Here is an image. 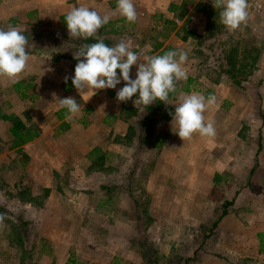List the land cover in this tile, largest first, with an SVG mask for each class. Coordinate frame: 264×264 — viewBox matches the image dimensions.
I'll return each mask as SVG.
<instances>
[{"label":"rangeland","instance_id":"rangeland-1","mask_svg":"<svg viewBox=\"0 0 264 264\" xmlns=\"http://www.w3.org/2000/svg\"><path fill=\"white\" fill-rule=\"evenodd\" d=\"M186 1L202 2L190 17L192 20L182 13V18L168 24L163 17L146 15L143 30L137 32L135 26L121 24L118 31L102 34L100 38L109 37L115 44L125 40L130 43V50L144 51L143 56L160 55L157 42L173 34L189 38L190 78L195 80L192 87L196 89L191 93L208 97L217 87L238 91L245 86H258L264 76V12L249 11L247 26L230 32L220 23V9L216 13L211 8L212 0ZM24 4L23 0H16L11 11L16 10L17 14L9 21H0V28L12 26L20 30L28 39L30 56L48 62L59 54L78 63L74 59L79 50L77 39L70 37L65 17H41L37 10L26 11ZM192 22L198 27L192 26ZM135 74L130 73L132 79ZM252 75L261 77L254 79ZM187 80L178 82L177 88H183ZM121 86L124 82L117 85V91ZM13 88L10 82L6 87L0 85V106L7 114L19 113L30 122L31 118L26 116L29 109ZM20 89L23 91L24 85ZM108 95L109 112L126 119L125 123L130 124L128 135H122L126 130L123 124L112 130L101 125L103 109L93 128L86 126L68 135L75 138L72 142L84 137L91 140L88 149L80 146L82 153L74 151L67 156L64 139L44 140L41 149L55 153L50 166H56L57 170L52 169L51 176L48 170L46 175L55 180L53 189H35L34 181L25 173L26 159L22 154L17 159L18 146L9 132L10 122H0V214L4 216L0 222V264H264L263 255L234 254L232 241L225 238L224 232L231 222L224 220L244 213L242 206L233 209L231 201L238 192L232 188L225 190L226 182L221 180L220 187L212 190V176L207 174L191 176L188 184L187 164L195 162L186 164L182 151L173 158L161 153L172 138L173 149L184 145L176 134L177 125L174 132L169 126L172 121L169 113H174L175 105L164 106V111L155 113L153 107L135 106L132 100L118 103L113 100L116 93ZM136 98L138 93L132 99ZM102 104L106 105V101ZM47 107L53 106L42 104L39 108L43 111H33V117L39 115L42 121L54 124L53 113ZM85 110L80 111L76 121L84 118L88 111ZM94 116L96 110L89 114L90 122ZM152 119L157 122L150 131L145 124ZM58 131L56 128L48 136L56 138L65 133ZM142 136H147L148 142H143ZM154 138L162 140V146L150 151ZM198 138L199 135H194L192 139L198 142ZM95 142L99 148L93 149ZM111 142L113 146L108 149L112 153L106 151L105 158V146ZM88 153L91 155L87 157ZM197 158L201 170L199 153ZM155 170L164 177L159 186L150 181ZM21 217L35 224L30 231L31 239L22 244ZM30 248L32 258L24 255Z\"/></svg>","mask_w":264,"mask_h":264},{"label":"crops","instance_id":"crops-1","mask_svg":"<svg viewBox=\"0 0 264 264\" xmlns=\"http://www.w3.org/2000/svg\"><path fill=\"white\" fill-rule=\"evenodd\" d=\"M15 1L16 0L0 1V21H9L12 19L11 17L17 14L16 10L11 11ZM23 1L26 11L37 10L41 17L49 18H54L55 16L59 18L61 16L66 17L72 7L81 5L95 9L101 15L117 10V0ZM171 2V0H133L138 12V21L136 23H131L132 28L135 26L134 28L137 32L143 30L142 25L145 21L144 16L146 15L163 17L165 23L168 24L170 20L172 21L183 14L189 19L197 12L199 4L202 3H191L186 0L177 1L175 4L183 6V8L181 7V9L176 12L170 10ZM187 6H191L193 11L187 10ZM29 14H31V12H29ZM121 24H125L128 27V22L119 14L113 16L108 23L109 26L105 25L100 29L97 37H101L100 35L102 34L105 36V34H112V32L118 31ZM191 24L192 26L194 25V27H198L193 24V22ZM183 38L173 34L169 38H164L157 42L156 47L160 50V55L166 53L165 51L167 49L170 51L177 49L186 50L188 53V60L183 67L186 69L188 77L190 78V76H192V69L190 66L191 56L190 50H188L190 49V39ZM143 52L144 51H141L140 53L144 55ZM56 55L58 57L54 59ZM44 63H47V65L44 66ZM30 64L31 68H27L18 78V82H24V90L22 91L19 89V91H16L13 88V91L14 94H17V96L19 95V97L20 92L26 95L25 98L20 97L21 99L19 100L27 105L26 107L29 109V113L28 111L27 113L29 115L26 116L30 117L31 121L24 120V118L20 117L18 112L15 113H18L16 116L20 117L27 126L36 128L40 132V135L33 141L16 147L15 153L18 155L22 154L26 159L25 173L29 174L30 178L34 181L36 185L35 189L48 190L54 188L55 180L51 177L50 179L46 178L48 174L47 171H51V176L53 174L52 169L55 168V170H57V168L56 166H50V163H52L50 160H52L53 154L55 153L53 151L41 149L44 140L47 139L60 142L64 139L63 143L67 144L65 153L67 156H71L74 154V151L82 153L83 148L88 149L91 140L84 137L77 139L76 142H72L70 140L75 138H72L73 135H68L75 131L83 130L86 126V129L93 128L98 123L97 119H99L101 110L105 109L104 114L100 117L102 119L101 125L105 129H116L120 124H123V126H126V130L124 134H122L124 136L128 135L127 132H129L130 124H126V119H121L119 114H111L109 112V105L107 104L109 102L108 93H116L118 88L97 90L96 94L90 97L89 100L88 98L91 93L81 96L75 87L68 90L63 88L65 77L69 79L74 76L75 66L77 64L76 61H72V59L63 55L55 54L48 62H44L42 58L31 55ZM132 70L135 74L137 70L135 65L132 67ZM133 71H131V73H133ZM117 74L119 76L118 70ZM252 77L255 79L261 76L252 75ZM7 83V80L0 79V85L2 87H6ZM191 92H186L183 88H177V93L170 94V100L178 99L180 93L190 94ZM213 95L216 97V103L206 108L204 116L206 124L209 121L214 122L216 135L214 137H202L199 134H195V137L199 135L198 139L200 140H198V142L194 139L184 141L183 148L175 147V149L172 148V142L175 140L172 138L167 142V145L164 146L161 153H163V155L170 154L173 158V156H177L178 151V153L182 151L186 164L188 161L195 162L193 165L187 164L188 169L186 172L189 176L186 178H188V184L191 183V176L207 174L212 176V190L214 187H220L221 183H218V181L221 180V182H226L224 184L225 190L232 188L235 192H238V194L235 193L236 199L231 202L233 203L234 210L242 206L241 208L244 213L239 216H228L231 220H224V223L231 222V226L224 232L225 238L227 237L228 240L232 241L234 254H260L264 257V76L259 79L258 86H245L238 91L231 88L223 89L217 87ZM59 97H61L60 99H63V97H72L76 99L80 105L81 112H84L87 108L88 111L85 116H83L84 118H80L81 120L79 119L76 121L75 119L78 117L77 114L72 119H67L66 116L60 119L57 115L62 109L60 107ZM113 100L116 101L117 99ZM105 101L106 105H103L102 102L105 103ZM44 103L53 106L45 109L52 111V115L54 116L52 122L54 124H49L48 121H42L39 115L36 119L33 117L32 112L35 110L40 112L41 109L39 107ZM155 105L154 103V105L148 106L147 109L150 107L155 108ZM26 110H24V113ZM94 110H96V116H94L90 122L89 114L92 111L94 112ZM108 118L114 119L115 121L111 122ZM142 123V126H144V121ZM51 125L56 126L52 129L50 127ZM154 126L155 125H152V127ZM169 126L171 131L174 132V128H176L175 122L171 121ZM50 128L52 129L51 132L49 131ZM56 128H58L59 133H65L61 134V137H49V134H54ZM161 141L159 142L158 139L152 140V143L149 141L151 143L150 146H152V150L150 151H157L156 147L162 146ZM106 146L103 156L106 155V151L112 153L111 150L108 149L109 146H113L112 142L108 144L107 148ZM96 147L99 148L96 142L92 143V148L95 149ZM198 153L200 154V161L203 166L201 170L197 167ZM90 155L91 153H88L87 157ZM20 157L22 156L19 155L17 159H20ZM161 178L164 177H162L160 171L155 170L154 173L151 174L150 181L154 183V185L159 186L161 184Z\"/></svg>","mask_w":264,"mask_h":264},{"label":"clouds","instance_id":"clouds-1","mask_svg":"<svg viewBox=\"0 0 264 264\" xmlns=\"http://www.w3.org/2000/svg\"><path fill=\"white\" fill-rule=\"evenodd\" d=\"M212 4L215 9H220V23L228 31L242 30L247 26L248 0H212ZM117 14L130 24L138 21V12L133 0H117V10L104 15L87 6L72 7L65 17V22L71 38L87 40L97 37L99 30ZM27 47L28 39L20 30L12 26L7 29L0 28V79H5L11 84L18 82V78L29 65L30 55ZM130 48V43L125 40L111 47L102 39L82 45L74 54L78 63L72 84L77 92L81 96L91 93L89 100L97 90L116 89L123 81L124 86L116 92L118 102L132 100L135 106L139 105L145 109L157 100L165 105H175L174 113L169 115L177 125L176 134L183 142L191 140L195 134L214 137V122L209 121L206 124L204 116L206 108L216 103L214 95L205 97L200 93H180L176 102L170 100V94L177 93L178 82L188 78V73L183 67L188 60L187 51L177 49L163 55L143 56ZM134 65L137 68L136 78L132 79L130 73ZM67 79L68 77H65V82ZM137 93L138 98L133 100ZM59 102L60 107L67 110V119H72L81 111L77 100L72 97L59 99ZM3 219V214H0V222Z\"/></svg>","mask_w":264,"mask_h":264},{"label":"trees","instance_id":"trees-1","mask_svg":"<svg viewBox=\"0 0 264 264\" xmlns=\"http://www.w3.org/2000/svg\"><path fill=\"white\" fill-rule=\"evenodd\" d=\"M181 7L183 8V6H179L178 4H175L174 2H171V4H170V10H172V11H176L177 12V11H179L181 9ZM211 8H213L215 10V12L218 13L219 10L215 9L213 7V5L211 6ZM179 18H182V16H180ZM100 36L102 37V35H100ZM104 38L94 37V38H89L87 40H84V39L80 38V39H77L75 41V44H76V46L78 48H80L84 44H92V43L98 42V40L102 39L104 41V43L106 45H108L109 47L115 45V42L113 40H111L109 37H104ZM183 39H185V37ZM57 57L58 56L56 55V57L54 59H57ZM228 71L223 70V72H225V73H230V74L234 73V72H232L230 70H228ZM118 73H119V70H118ZM73 77L74 76H72L71 78L67 79V82H64L63 88L65 90H68V89L74 87L73 84H72V78ZM194 84H195V80H193L192 78H188L187 82L184 84L183 90L186 91V92H191V91L196 90L195 88L192 87ZM23 85H25L24 82H18L16 84H14V89L16 91L17 90L19 91V89ZM20 97L21 98H25L26 95L24 93L20 92ZM157 101H158L159 105L156 104L154 106L155 107L154 109H155V113H160L161 111H163L162 108L165 106V104L163 102H160L159 100H157ZM66 113H67L66 109H61L57 113V115L61 119V118L66 116ZM156 121L157 120L152 119V120L149 121V123L145 124V126H148V127L150 126L149 130L151 131L152 125H154ZM0 122H10L9 132H10V134H11L12 138L14 139V141H15L17 146L29 143V142L33 141L35 138H37L40 135V132L36 128L31 127V126H27L25 124V122L20 117L14 115V114H7L6 112H4L2 110L1 106H0ZM146 137L147 136H145V137L142 136V141L143 142H147V138ZM225 214H226V212L223 215H225ZM19 220L22 223V229L20 230V235H19V241L22 244L23 241H27L28 239H31L30 238V231H31L32 225L34 223L32 221H30V220H25L23 217L19 218ZM34 226H35V224H34ZM26 254H28L29 257L32 258V250H31V248L29 250V253H28L27 250H25L24 255H26ZM146 255H148V252H146ZM71 262L73 263L74 260L72 259Z\"/></svg>","mask_w":264,"mask_h":264},{"label":"built area","instance_id":"built-area-1","mask_svg":"<svg viewBox=\"0 0 264 264\" xmlns=\"http://www.w3.org/2000/svg\"><path fill=\"white\" fill-rule=\"evenodd\" d=\"M172 2H177L181 0H171ZM249 11L253 14H262L264 12V0H248ZM187 10L193 11L191 6H187ZM180 23V20H177Z\"/></svg>","mask_w":264,"mask_h":264}]
</instances>
